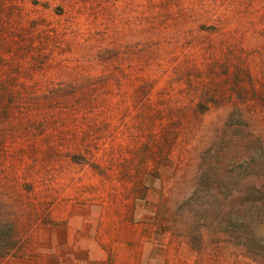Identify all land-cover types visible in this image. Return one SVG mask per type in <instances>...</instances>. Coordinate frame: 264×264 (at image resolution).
Here are the masks:
<instances>
[{
    "label": "rangeland",
    "instance_id": "374dc122",
    "mask_svg": "<svg viewBox=\"0 0 264 264\" xmlns=\"http://www.w3.org/2000/svg\"><path fill=\"white\" fill-rule=\"evenodd\" d=\"M251 176L264 0H0V264H258L184 236Z\"/></svg>",
    "mask_w": 264,
    "mask_h": 264
},
{
    "label": "trees",
    "instance_id": "16d2710c",
    "mask_svg": "<svg viewBox=\"0 0 264 264\" xmlns=\"http://www.w3.org/2000/svg\"><path fill=\"white\" fill-rule=\"evenodd\" d=\"M252 176L244 182L242 191L246 195L238 201L233 197L222 204L219 195L209 185L205 187L209 194L205 200L191 201L188 206L193 212H183V217L187 226L184 236L193 248L200 246L203 232L207 230L214 242L234 246L240 255L264 264V205L262 197L258 198L260 188L253 183ZM235 187L232 186L229 191L233 193ZM15 244L8 249H13Z\"/></svg>",
    "mask_w": 264,
    "mask_h": 264
},
{
    "label": "crops",
    "instance_id": "0c3cea01",
    "mask_svg": "<svg viewBox=\"0 0 264 264\" xmlns=\"http://www.w3.org/2000/svg\"><path fill=\"white\" fill-rule=\"evenodd\" d=\"M68 228V227H67ZM53 241L45 240L43 243H46L43 251L39 255L34 256H21V257H13L8 260L5 264H58L61 262V259L57 256V252L55 250H51V244ZM55 253V261L52 262V253ZM51 254V256H50Z\"/></svg>",
    "mask_w": 264,
    "mask_h": 264
}]
</instances>
